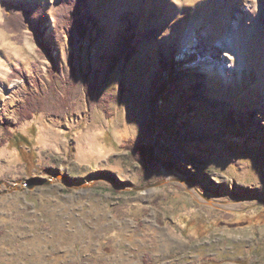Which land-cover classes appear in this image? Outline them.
<instances>
[{"label":"rangeland","instance_id":"obj_1","mask_svg":"<svg viewBox=\"0 0 264 264\" xmlns=\"http://www.w3.org/2000/svg\"><path fill=\"white\" fill-rule=\"evenodd\" d=\"M219 2L1 1L0 264H264V27L229 82L178 53L192 20L226 33Z\"/></svg>","mask_w":264,"mask_h":264},{"label":"bare ground","instance_id":"obj_2","mask_svg":"<svg viewBox=\"0 0 264 264\" xmlns=\"http://www.w3.org/2000/svg\"><path fill=\"white\" fill-rule=\"evenodd\" d=\"M179 5L181 8V4ZM199 13L200 7L196 8L193 15L197 16ZM214 18L223 20L226 32L217 38L218 41L206 44L209 32L200 33V24L192 20L181 34L178 53L181 56L197 53L199 61L192 65L193 68L204 69L205 76L216 73L228 78L229 82L236 74L248 70L247 45L255 33L256 24L261 23L264 27V0H220Z\"/></svg>","mask_w":264,"mask_h":264},{"label":"trees","instance_id":"obj_3","mask_svg":"<svg viewBox=\"0 0 264 264\" xmlns=\"http://www.w3.org/2000/svg\"><path fill=\"white\" fill-rule=\"evenodd\" d=\"M77 19H78V15L73 12V9L71 7L68 8L69 25H72L75 28L79 24L80 26L77 28L79 29L81 34L85 35V33L87 32L85 25L90 24L91 20L85 21V24H83L82 21ZM4 23L10 30H12L15 33H21L22 31L28 30L30 28L28 15H26L24 12L21 11L15 12L13 11V9L12 11L10 10L6 11V13L4 14ZM94 24H96V22H93V25ZM31 34L33 35L34 38L36 37H38V39L40 38V36L37 33V30L34 28H31ZM125 41L126 42L124 49H128L132 51V47L127 45V39ZM47 77L50 82V87H49L50 91H53L55 95H59L60 94L59 91L62 90V85L59 78L55 74L54 68L51 66L47 70ZM41 101L42 99L39 101L38 96L34 95L31 91L28 92L23 104L18 109L19 116L21 118H29L31 114H34L41 109L39 106ZM127 147L129 148V150L132 151V153L137 152L138 154H140L142 151H144L142 148L132 146L130 144H128Z\"/></svg>","mask_w":264,"mask_h":264},{"label":"water","instance_id":"obj_4","mask_svg":"<svg viewBox=\"0 0 264 264\" xmlns=\"http://www.w3.org/2000/svg\"><path fill=\"white\" fill-rule=\"evenodd\" d=\"M27 186L28 187H32L33 186V182L32 181L27 182Z\"/></svg>","mask_w":264,"mask_h":264}]
</instances>
